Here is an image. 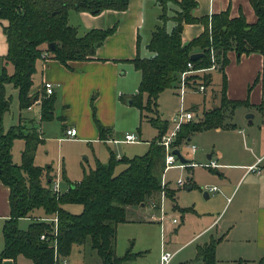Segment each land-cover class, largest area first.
Instances as JSON below:
<instances>
[{"label": "trees", "instance_id": "trees-1", "mask_svg": "<svg viewBox=\"0 0 264 264\" xmlns=\"http://www.w3.org/2000/svg\"><path fill=\"white\" fill-rule=\"evenodd\" d=\"M160 7L158 24L150 33L145 45L147 56L135 55L129 60L138 71L139 80L134 93L129 95L130 104L139 114L153 111L149 123L157 129L156 137L148 142L140 155L116 158L108 150L106 163L94 159L93 166L81 168L78 181H66V190L59 195L49 189V166L33 164L37 145L41 142L34 124L23 129L18 123L6 131L0 127V183L8 188V217L0 229L3 245L0 261L14 259L21 255L34 264H54L56 257L66 258L71 247L88 245L97 257L99 264H120L134 257L127 249L122 255L114 253L115 227L125 222L127 206L145 205L155 198L159 189V175L162 169L163 148L157 143L165 130L155 109L158 94L164 89L174 88L177 74L190 61L194 68L209 65L208 47L214 49L220 64V85L218 104L203 110L200 120L186 122L180 126L175 144L186 139L188 134L204 129L229 127L223 125V110L247 105L245 101L228 100L225 97V77L223 67L227 63L226 54L233 51L236 57L241 54H264V0H248L255 20L245 22L243 16L229 17L227 11L210 16L194 17L192 10L195 0H156ZM171 4L173 8L168 6ZM127 0H0V24L5 42V53L0 67V120L8 110L9 98L4 93V84L11 83L17 91L18 109L26 108L30 98L39 96V120L53 118V93L45 96L40 92L29 94L31 75L37 59H54L67 67V61L92 58L95 49L104 38L114 31V26L105 29L92 28L77 35L74 27L67 24L69 10L84 11L95 15L102 10H124ZM171 14H167V12ZM166 21L172 25L167 31ZM197 23L202 31L184 42L181 31L184 24ZM52 44V48L49 44ZM193 52L201 53L190 60ZM45 53L47 56L43 57ZM11 71H6V66ZM194 78V77H192ZM203 79L210 81L209 75ZM145 97V100L142 97ZM264 107V102L258 109ZM98 138L104 139L106 132L96 121ZM14 139H22L19 161L13 162L10 147ZM123 167L113 173L115 165ZM65 179V178H64ZM166 197L173 199V191L165 188ZM65 204H78L80 211L70 213ZM40 208L44 217L55 215V234L50 236L51 224L35 218L31 214ZM187 208H180V212ZM27 217L30 222L25 230L16 226L17 219ZM44 233L47 240H39ZM52 239V243L49 240ZM221 237H209L201 245L195 246L196 264H215V246ZM264 263V254L255 264Z\"/></svg>", "mask_w": 264, "mask_h": 264}, {"label": "crops", "instance_id": "crops-1", "mask_svg": "<svg viewBox=\"0 0 264 264\" xmlns=\"http://www.w3.org/2000/svg\"><path fill=\"white\" fill-rule=\"evenodd\" d=\"M195 1L196 7L192 10L194 17L210 16L211 14H216L226 10L229 17H237L241 15L247 23H252L255 20V15L248 0ZM159 14L160 7L156 0H127V5L124 10L105 9L95 15L84 11L75 12L73 10H69L67 12L66 21L68 25L75 28L77 35H82L86 30L92 28L105 29L114 26V31L104 38L101 45L95 49L94 55L90 59L67 61V67L54 59L47 58L43 61L40 59L35 60L34 72L31 75L29 94L40 92V90H42L41 84L43 81L51 82L53 84L52 93L54 95L52 110L53 118L45 121L39 120V96L37 95L35 99L32 98V102H30L26 108L18 109L19 111H26L28 113V115L18 117V121L20 122L21 119H24V121L27 120L28 123L32 122L34 124L35 130L38 133L41 142L35 149L33 164L39 167H50L48 173L50 176L49 182L53 176L57 175L61 178V182L64 184L65 188L67 182L64 180H68V182H76L79 180L81 176V168L79 175L70 173L66 170V166L61 157V159H58L57 157L55 162L50 159L48 163L46 161H44L43 164L36 163L35 159L38 157L37 153L39 151L44 153L45 160L49 159L48 149L46 148V140L47 142H54L57 149L60 148L63 143L68 142H77L86 145L89 152L92 154V165L88 167L93 166L94 159L101 162L99 157L95 154L96 147L99 143L114 144L112 142H105L104 140H119L111 137L110 128L115 122L116 108L120 105V103H122L121 100L124 96L126 97L131 94L128 93L129 91H126L127 89H123V87H121L119 79L124 70L126 71L127 69H132L138 74V83L139 73L132 67L129 60L133 59L135 55L144 57L142 54L143 51L146 50L145 45L149 40L151 31L159 23L157 20V16ZM171 25V21H166L165 29L168 31ZM201 31L202 26L200 24H184L181 31V38L184 42H186L198 35ZM226 57L227 63L222 70L225 77V97L228 100L245 101L247 105L236 106L233 109H228L227 114L224 113L222 123L223 125L225 124L229 127H217L211 129L216 131L222 129L230 131L234 135L240 137V139L246 137L251 144L250 148H252V150L249 148L247 157L241 158L237 156L239 158H236V156L230 155L225 159L224 153L217 150L214 152L213 157V160L217 164L216 167L206 169L214 170L216 174H221L222 177H224V173L217 170L218 168L240 170L242 171L240 176L244 175L243 177H246L250 173L247 171L248 166L255 164L259 168L260 172L258 174H254L259 178L258 181L264 185V107L262 109H258V106L264 102V54L249 53L241 54L239 57H236L233 51H228ZM215 74H217L218 79L217 92L210 89V84ZM35 76L37 77L36 82L34 87H32L33 77ZM209 79L210 81L203 95H187V107L203 111V109L215 107L217 105L220 72H210ZM195 95L198 96V98L196 97L197 99H195ZM247 113L252 114L251 118H244ZM53 120L55 122L51 124V121ZM95 121L102 128H104V130H106L103 136L104 139L102 140L98 138ZM50 125L53 127L52 130L49 129ZM236 125H241L239 128H245L247 133L243 135L242 132L236 128ZM66 128H73L75 130L74 136L70 140L62 139L63 131ZM190 134H188L185 140H189L188 137ZM146 142L148 145V142L150 141ZM21 149L22 147L19 149V154ZM106 149H109V147ZM110 150L114 153L112 149ZM195 151L196 149L192 153L190 152V154H194ZM230 154H233V152H230ZM114 155L117 158V153H114ZM130 156L132 155H128L126 157ZM210 157H212L210 153L206 154L207 160H211ZM223 160L227 161L221 163L219 162ZM106 161L101 163H106ZM79 164L83 167L82 163ZM186 176H189V180L187 182L185 181L186 183L183 187L186 189L187 186H191L190 189H192L195 184L190 182V175L187 174ZM167 179L169 180V184L174 186L173 182L175 178L172 179L167 177ZM178 191V188L174 190L173 203H175V206L178 208H188L187 211L182 212V214H187L189 212L196 213L191 205L182 207L178 204ZM208 194L210 193L206 192V197L203 198L206 199ZM7 197L8 188L0 183V229L3 221L8 217L9 207ZM222 197L225 198L224 202H226L228 197L226 195H223ZM259 199L261 200V204H259L260 208L257 209L256 215L253 213V216L251 215L250 217L243 219L242 217H236L234 214L233 216H229L228 220H226L223 224L219 223L218 215L209 216L207 220H204L202 227H200V229L188 238L184 245L191 244L193 242L195 243L193 248L194 256L196 245H201L206 242L209 237H221V240L215 246L214 257L216 264L217 248L222 240H227L228 237L236 231L237 227V230L239 231L238 233H244L248 228L252 231V227H254L256 232H254L253 235V251L255 254L259 252L260 254H264V190L258 197L257 202ZM67 205L69 204L63 205V208L70 212L67 209ZM80 209L81 208H79V211ZM34 212L35 214L33 216L35 218L41 219L44 217L40 208L35 209ZM23 219H28L30 222V219L27 217H23ZM142 222H153L149 219V212L146 210L145 206H127L125 212V222L118 223L115 227L114 253L116 255V237L119 227L126 223ZM237 222L245 223V225L240 224L238 226ZM250 223L252 226L249 225ZM260 227H262L261 230ZM163 244L164 243L162 241V247ZM2 245L3 241L0 234V250ZM74 249H77V253L80 255L79 264H99L97 257L94 252L90 250L88 245H73L71 247V251ZM178 249L179 248H176L173 251H178ZM250 251L252 250L250 249ZM69 256L70 253L66 257V264H70ZM86 256L88 257L84 262V257ZM237 260H240L245 264H252L255 261V259L242 257H239ZM237 260L233 261L235 262ZM192 261L193 264L197 263L194 258ZM0 264L34 263L21 255H17L14 259H1Z\"/></svg>", "mask_w": 264, "mask_h": 264}, {"label": "rangeland", "instance_id": "rangeland-1", "mask_svg": "<svg viewBox=\"0 0 264 264\" xmlns=\"http://www.w3.org/2000/svg\"><path fill=\"white\" fill-rule=\"evenodd\" d=\"M168 6L173 8L171 4H168ZM167 14L171 13L168 11ZM4 52L5 42L0 24V67L2 65L1 58ZM147 54V51L144 50L142 55L147 56ZM46 56L47 55H45V57ZM40 60L43 61L41 58ZM6 71H11L9 65L6 66ZM33 78L32 87H34L37 77L35 76ZM137 79V72L132 69H127L123 71L119 80L121 87L127 89L126 91L132 94L135 92ZM3 88L5 95L9 98V107L1 117L0 127L3 131H6L11 126L18 123V117L28 115V113L18 110L17 91L12 84L6 83ZM210 89H213L215 92L218 91L217 74H215L212 79ZM196 97L198 98V96L195 95V99H197ZM123 98L124 99L121 100L122 103L116 108L115 122L110 128V135L113 139H121L125 133H132L137 136L139 141L135 142V144L99 143L96 147L95 154L99 157L101 162H105L108 157L107 147H109V150L112 149L114 153H117V158L133 154L140 155L147 148L146 141L153 140L157 135V129L149 123V118L154 116L153 111L151 109L149 111H142L140 115L137 108L134 105H128L125 96ZM142 99L145 100V97L143 96ZM186 104L187 96L185 97V105ZM177 108L178 101L174 94V88L164 89L158 94L155 109L159 118L165 121V127H171L170 118L176 112ZM189 109L193 110L195 113L199 112V115H195V119L192 122L200 120L202 110ZM208 109L209 107L203 110ZM227 112L228 109L225 108L223 114H227ZM51 122V124H53L55 121L53 120ZM20 124L23 129L29 128L27 120L24 121V119H21ZM239 127H241V125H236V128L245 135L247 133L245 128L242 127V130ZM49 129H53L52 125L49 126ZM188 138L189 140L178 145L177 151L184 159L200 165L208 161L206 158V154L208 153L212 155V157H210L212 160L214 152L217 150L224 153V159L230 155L236 156V158H242L248 156L249 148L251 147L246 137L240 139V137L234 135L232 132L223 129L217 131L214 129L200 130L190 134ZM22 143L21 139H14L12 142L10 151L14 162L19 161V149L22 147ZM46 144L49 159L45 160L44 153L39 151L37 153L38 157L35 159L38 164H43L44 161L48 163L50 159L55 162L57 157L58 159L62 158L66 170L74 175L80 174L79 163H82L84 168L92 165V154L89 152L86 145L77 142H68L63 143L61 147L57 149L54 142H47L46 140ZM190 144L196 147L194 154H190L187 148ZM250 149L252 150V148ZM230 152H233V154H230ZM225 161L227 160L219 162ZM200 165L186 169L181 173L183 178L187 174L190 175V182H193L195 185L190 190L180 187L177 193L178 204L182 207L191 205L196 213L189 212L187 214H182L180 213V208L173 203L174 200L167 199L165 216L161 224L158 222H142L121 225L117 230L116 253L117 255H122L126 249H129L130 253L135 255L131 259L125 260L120 264H158V256L162 241L166 251L172 252L176 248H179L169 264H193V248L195 243L193 242L186 245H184V243L202 227L204 220H207L209 216L218 215L219 223L223 224L228 220L229 216H233L234 214L236 217H242L243 219L251 215L253 216V213H255V215L257 214V209L260 208L259 204H261V200L259 199L257 202V199L262 194L264 185L258 181L259 178L255 176L254 173L250 172L248 176L243 177L244 175L240 176L242 173L240 170L218 168L217 170L224 173V177H222L221 174H216L214 170L203 168ZM122 167L123 165L121 163L115 165L113 173L118 172ZM178 174L179 172L176 169H170L165 175L166 177L174 179ZM211 186H215L217 192L208 194L206 199L203 198L202 192L205 190L204 188ZM60 187L62 189L64 188L62 182H60ZM169 188L172 189L174 195V190L177 188L172 185H169ZM223 195L228 197L226 202H224L225 198L222 197ZM79 206L78 204H69L67 205V209L71 213H76L79 211ZM34 214L35 212L31 215L33 216ZM172 218H177L178 223L172 224ZM28 223V219L19 218L17 219L16 226L20 230H25ZM240 224L245 225V223L240 222L238 226ZM249 225H251V223ZM237 228L227 240H222L219 244L216 253V264H245L237 260L239 257L255 259L252 263L255 264L258 261L257 259L263 255L262 253L260 254V252L255 254L253 251V235L256 229L252 227V231L248 228L246 232L238 233L239 231ZM261 228L262 227H260V230ZM250 249L252 251H250ZM88 256L84 257V262ZM69 257L70 264H79L80 255L77 253V249L72 250ZM233 260L237 261L234 262Z\"/></svg>", "mask_w": 264, "mask_h": 264}, {"label": "built area", "instance_id": "built-area-1", "mask_svg": "<svg viewBox=\"0 0 264 264\" xmlns=\"http://www.w3.org/2000/svg\"><path fill=\"white\" fill-rule=\"evenodd\" d=\"M45 53L42 54L45 57ZM208 57H209V65L207 67L202 68H194L190 61H187L185 64V68L177 74L176 83L174 86V94L177 97L178 108L176 112L170 118L171 127L164 130V132L159 136L157 143L163 148V157H162V169L159 175V185L160 189L155 198H151L147 200L145 203V208L149 212V219L153 222H158L161 224L162 219L165 216V205L167 201V197L165 194V188H169V181L166 177V172L170 169H176L179 174L174 179L173 185L175 188H180L185 185V179L181 174L187 168H192L196 165H200L190 160H186L185 162H180L178 158L172 153L173 150H177L179 144H182L186 140L183 139L179 144H175L176 135L180 129V126L183 123L193 121L195 119V115H199L195 113L193 110H190L189 107L185 105V97L189 94H198L203 95L205 90L207 89L208 83L207 80L203 79L205 75H209L212 71H219L220 64L216 60V56L214 54V49L209 46L208 47ZM194 77V78H192ZM44 95H50L53 92V84L48 81H43L41 84ZM75 130L73 128H66L63 131L62 139L70 140L73 138ZM105 142H112L114 144L117 143H135L138 140L137 136L132 133H125L121 139L119 140H109L105 139ZM189 152H193L196 147L193 144L188 145ZM184 158V157H183ZM216 163L214 160H208L206 163L200 165L205 168H214L216 167ZM248 172H252L258 174L260 172L259 168L252 164L247 168ZM61 178L57 175L53 176L49 182V189L51 193L55 195H59L61 192L66 190L60 187ZM208 193H215L217 188L215 186L205 187L204 188ZM39 220L44 222H48L51 224L50 236L55 234L56 228V217L55 215L50 217H43ZM172 224H177L178 219L172 218ZM39 240H47L48 236L44 233H41L38 236ZM52 243V239L49 240ZM176 251H166L162 246L160 248L159 256H158V264H169L172 258L174 257ZM54 264H66V258L56 257Z\"/></svg>", "mask_w": 264, "mask_h": 264}, {"label": "water", "instance_id": "water-1", "mask_svg": "<svg viewBox=\"0 0 264 264\" xmlns=\"http://www.w3.org/2000/svg\"><path fill=\"white\" fill-rule=\"evenodd\" d=\"M49 47L50 48H52V44L50 43L49 44ZM201 56V53H199V52H193V53H191L190 55H189V59L190 60H195V59H197L198 57H200ZM124 99V98H123ZM125 99H126V103L129 105L130 104V98H129V96H126L125 97ZM30 102H32V98H30ZM251 115L252 114H250V113H247L245 116H244V118H251ZM177 158H178V160L180 161V162H185L186 160L179 154V152L175 149V150H173V152H172ZM189 180V176H185V181L187 182ZM191 188V186H187L186 187V189H190ZM202 196L203 197H206V192H205V190L202 192Z\"/></svg>", "mask_w": 264, "mask_h": 264}]
</instances>
